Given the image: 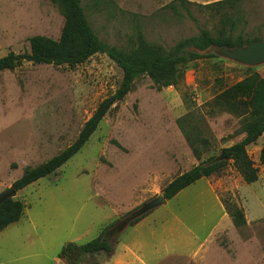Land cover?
Listing matches in <instances>:
<instances>
[{"label":"rangeland","instance_id":"1","mask_svg":"<svg viewBox=\"0 0 264 264\" xmlns=\"http://www.w3.org/2000/svg\"><path fill=\"white\" fill-rule=\"evenodd\" d=\"M216 1L80 3L92 30L108 45L127 49L139 32L170 51L200 28L214 33L217 20L202 6ZM239 7L233 34L241 30L264 39V0H240ZM62 24L51 0H0V56L28 51L32 35L58 38ZM180 71L177 83L161 89L148 76L137 77L78 152L16 191L23 213L0 231V264H264V163L258 158L264 131L246 146L258 168L254 182L246 183L228 160L207 177L213 190L203 177L135 214L198 163L185 134L200 147L201 160L243 137L241 116L218 109L214 98L252 72L264 78V63L247 67L211 56L188 60ZM121 77L105 53L73 66L24 61L0 70V192L25 168L72 143ZM223 203L240 208L245 224L236 227L227 213L222 217ZM130 216L142 217L130 225ZM124 220L125 225L118 224ZM105 227L109 253L74 247Z\"/></svg>","mask_w":264,"mask_h":264},{"label":"trees","instance_id":"2","mask_svg":"<svg viewBox=\"0 0 264 264\" xmlns=\"http://www.w3.org/2000/svg\"><path fill=\"white\" fill-rule=\"evenodd\" d=\"M51 1L63 17L58 38L30 36L28 51L19 53L10 51L0 56V70L13 69L24 61L73 66L84 62L95 53H105L121 69L122 77L115 91L98 103L72 143L43 163L23 170L21 176L11 184L16 191L51 174L78 152L105 114L128 93L137 77L146 75L157 89H161L178 82L181 78L180 64L195 58L215 56L195 53L189 48L202 50L210 44L243 45L262 39L245 34L241 30L234 35L238 26L237 18L241 17L240 0H219L202 6L209 9L210 16L217 20L214 33L206 28H200L197 35L181 39L172 50L165 51L160 46L145 41L138 32L132 45L122 49L108 45L97 37L86 18L80 0ZM214 105L220 110L241 116L240 129L244 132L243 137L220 150L219 154H224L223 159L210 163L215 155L201 160L203 152L200 147L185 134L191 153L198 163L176 175L163 187L162 195L166 199L173 197L197 179L219 172L228 160L232 161L246 183H252L257 179L258 168L249 158L246 146L254 142L264 131V78L255 72L248 74L220 91L214 98ZM258 158L260 163H264V144L260 147ZM223 206L234 226L245 224L244 214L240 208L224 203ZM23 207V203L14 197L0 203V231L21 217ZM141 217L130 216L128 224L137 223ZM108 228L105 227L96 237L74 247L82 253L100 251L109 253L112 246L107 235ZM69 246L72 244L66 245Z\"/></svg>","mask_w":264,"mask_h":264},{"label":"water","instance_id":"3","mask_svg":"<svg viewBox=\"0 0 264 264\" xmlns=\"http://www.w3.org/2000/svg\"><path fill=\"white\" fill-rule=\"evenodd\" d=\"M189 50L202 55L213 54L222 59L229 60L247 67H255L264 63V39L253 40L243 45L229 46L228 44H210L202 50H198L196 48H189ZM223 158L224 154L221 153L215 156L210 161V163L219 161ZM15 194L16 190L10 186L6 190L0 192V203L8 198H13ZM166 200L167 199L162 194H158L154 198L143 203L135 211V214H144L163 202H166ZM118 224H121L122 226L125 225V220L119 222Z\"/></svg>","mask_w":264,"mask_h":264},{"label":"crops","instance_id":"4","mask_svg":"<svg viewBox=\"0 0 264 264\" xmlns=\"http://www.w3.org/2000/svg\"><path fill=\"white\" fill-rule=\"evenodd\" d=\"M194 159H196V158L194 157ZM196 161H197V160H196ZM201 178H203V177H201ZM201 178H199V179H201ZM199 179H197V180H199ZM197 180H196V181H197ZM206 180H207V177H206ZM196 181H195V182H196ZM207 182H208V184H207V185H208L209 189H210V190H213V188H212V186H211V183H210V181H209V180H207ZM193 183H194V182H193ZM216 199H217V198H216ZM217 200H218V199H217ZM220 204H221V203H220ZM222 205H223V204H222ZM222 205H221V207H222V213H223V214H222V217H224V215H226V213H227V212H226V211H224V210H225V208H223V206H222Z\"/></svg>","mask_w":264,"mask_h":264}]
</instances>
